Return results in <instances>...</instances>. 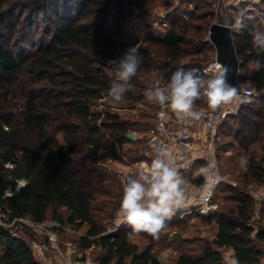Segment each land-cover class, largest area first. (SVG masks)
<instances>
[{
  "label": "trees",
  "instance_id": "obj_1",
  "mask_svg": "<svg viewBox=\"0 0 264 264\" xmlns=\"http://www.w3.org/2000/svg\"><path fill=\"white\" fill-rule=\"evenodd\" d=\"M153 1L0 0V206L10 220L58 221L80 232L85 228L72 241L83 251L100 247L99 264H164L155 253L156 239L149 234L140 233L150 240L140 249L131 241L137 234L129 226L105 233L108 225H114L123 195L116 164L130 165L122 156L129 163H151L149 152L155 150L147 134L156 124L158 109L152 122L112 111L113 106L126 108L123 103L136 104L146 98L131 87L121 102L110 101L107 94L114 78L105 69L113 66L109 60L136 46L141 57L138 76L155 67L152 50L143 45L150 43L166 49V62L159 68L165 77L178 69L195 68L202 73V58L195 56L203 49L185 46L188 25L174 22L164 35L155 36L147 24L137 29L143 38L126 27L130 17ZM259 5L256 12L230 14L238 59H243V68L251 62L256 66L250 74L245 69L238 74L241 86L257 92L237 112L240 128L235 139L240 145L246 142L244 149L262 139L264 132V49L253 45V33L264 30V0ZM238 22L243 25L239 30ZM41 24L40 45L16 52L18 36H34V27L39 30ZM189 56L193 57L185 61ZM103 98L106 108L95 111ZM130 133H135V140L129 139ZM261 149V155L248 158L245 189L251 182L264 183V145ZM104 154L112 157V165L102 161ZM206 164L197 160L187 173L197 185L204 182L195 175L197 167ZM17 180H24L25 186L7 195ZM225 190L232 193L229 199L234 204L209 216L196 213L205 225L216 223L214 239L203 240L197 255L181 252L173 264H228L221 251L224 247L233 250L237 264H262L264 229L252 225L256 202L228 184ZM183 220L170 219L166 227ZM11 231L0 224V264H41L30 244ZM59 234L62 242L67 240L68 232L59 230Z\"/></svg>",
  "mask_w": 264,
  "mask_h": 264
},
{
  "label": "rangeland",
  "instance_id": "obj_2",
  "mask_svg": "<svg viewBox=\"0 0 264 264\" xmlns=\"http://www.w3.org/2000/svg\"><path fill=\"white\" fill-rule=\"evenodd\" d=\"M199 8H196V6ZM188 25L189 32L187 34L188 43L186 47H192V49H203L200 54L195 56L196 58H202L200 62L202 64V69L217 58L216 46L210 39V27L213 23H224L230 24L231 16L228 11V5L225 0L221 3H217L215 0H154L152 3L146 5L142 10H138L129 20L126 22V27L130 30L135 31L137 35L143 38L140 34V30L144 28L145 25H149L150 30L155 36L164 35L172 26L173 23ZM41 27L37 30V26L34 27V36L22 38V34L18 36L15 41L16 52H29L31 51L34 44L40 45V33ZM143 45L150 47L155 58V67L148 71H141L138 76L133 77L131 80L132 88L135 91H140L145 94V92L153 86L155 80H159L161 86H165L171 76L165 77L163 74L159 73V68L162 67L166 62V49L158 45H152L150 43H143ZM193 56H189L185 61H188ZM106 72L112 77H114L113 66L106 67ZM244 69L250 73L255 69V65L247 63ZM207 78V77H206ZM127 110L121 112L123 117H127L132 120H147L152 122L153 116L156 112L157 104L149 103L144 100L136 104L123 103ZM135 105V106H133ZM196 106L199 108H208L211 110L205 99L198 100ZM95 111H99L100 107L95 105ZM234 112L230 115L229 119H226L223 125L220 127V141L217 144L216 152V164L219 167L221 173L226 177L228 184L231 187L244 191L249 194L253 201H256V197L261 195L259 185L250 183L245 189L242 187L244 181V169H241L238 163V158L241 155H245L249 158L250 155H261V146L264 145V132L262 134V139L250 145L249 149L245 148V143L241 141V144L235 139L236 133L239 131V118L237 116L238 110L234 108ZM144 115H148V118H144ZM240 139V138H239ZM64 144V143H63ZM122 152V151H121ZM152 159L155 158L156 152H149ZM112 157L108 154H104L102 161L106 163L111 162ZM122 160L132 165L134 163L127 161L128 159L122 156ZM208 163V162H207ZM150 164V162H147ZM200 167H197L199 169ZM226 185H223L215 194L214 203L215 208L211 211L220 210L221 208L234 204V201L229 198L232 193L225 190ZM123 194V193H122ZM211 213V214H212ZM10 222L6 224L5 227L12 228L13 234L25 239L29 244L33 238L31 230L24 227L22 224L15 223L10 220V217H6ZM4 221L0 218V223ZM121 225H127L118 220L116 217L114 225H108L106 234L113 232V229L119 228ZM252 225L256 230L264 229V202L260 207L257 205L253 209ZM130 227V226H129ZM85 231V228L81 230V233ZM216 233V223L212 225H205L203 219L196 215V213H191L185 216V220L177 221L173 224L167 226L160 234L159 239L155 241V253L163 261L164 264H173L176 258L181 252H189L190 254H199L198 248L204 241H212ZM80 235H75L68 233L65 237L70 240H75ZM42 240V239H41ZM204 240V241H203ZM131 241L137 243L140 249L145 248L150 240L137 234L131 238ZM264 249V243L262 244ZM48 254V259L43 260L38 256V253L33 250L34 256L37 261L41 264H59V258L55 257V253L52 248H50ZM223 256L227 263L231 264L234 261V254L232 250L228 247L221 249ZM103 253L100 247H93L86 251H83L85 257L89 258L93 264H99L98 257ZM112 264H115L113 262ZM262 264H264V258L262 259Z\"/></svg>",
  "mask_w": 264,
  "mask_h": 264
},
{
  "label": "clouds",
  "instance_id": "obj_3",
  "mask_svg": "<svg viewBox=\"0 0 264 264\" xmlns=\"http://www.w3.org/2000/svg\"><path fill=\"white\" fill-rule=\"evenodd\" d=\"M235 27L239 30L243 25L238 22ZM253 45L264 49V30L253 33ZM109 62L113 65L115 78L111 81L107 95L116 104L131 89V80L137 75L141 57L138 48L131 46L121 57ZM229 71L227 66L219 63L209 65L203 73L195 68L187 71L178 69L165 86L155 80L153 86L145 92V98L149 103L170 109L179 121L199 122L204 114L196 110L198 100L205 99L213 113L247 102L246 95L237 86L227 82ZM209 126H212L211 120ZM155 152L156 156L150 164L135 165V171L123 178V195L116 215L131 227L133 233H147L159 239L166 221L178 210L189 208L193 186L180 171L177 156L170 148L160 146ZM238 163L241 169L246 170L248 158L241 155ZM187 167L184 165L185 169ZM195 175L204 178L197 195L202 205L201 213L207 214L215 188L223 177L218 173L215 159L201 166Z\"/></svg>",
  "mask_w": 264,
  "mask_h": 264
},
{
  "label": "built area",
  "instance_id": "obj_4",
  "mask_svg": "<svg viewBox=\"0 0 264 264\" xmlns=\"http://www.w3.org/2000/svg\"><path fill=\"white\" fill-rule=\"evenodd\" d=\"M217 3H221L223 0H215ZM230 25V24H229ZM219 63L217 59L211 64ZM243 59L239 58V73L244 72V68L242 67ZM210 64V65H211ZM209 66V65H208ZM204 67L202 69V73L208 67ZM241 86V85H240ZM242 94L246 95L247 98L256 97L257 92L254 88L248 86H241ZM100 111H103L106 108V98H103L99 101ZM158 109L156 112V124L153 128L150 129L147 136L150 140V145L153 150L157 147H172L174 150V154L177 156V166L180 171L184 174L185 178L188 179L187 173L192 168L193 160L195 157L190 156V152L198 149H206V151L202 152V155H207L210 160L215 159L216 161V152H217V144L220 141L219 136V127L222 122L229 117L233 112V107L229 106L223 112L213 113L212 111H205L202 108L196 106V110L202 112L204 114L203 119L199 122L197 121H179L175 117L174 113L171 112L167 107H161L157 105ZM112 111L122 112L127 110L126 108H117L111 107ZM209 120L212 121V126H209ZM195 127H202L205 129L204 134H195L193 129ZM201 142L202 147L196 146L197 139ZM112 161L109 165H112ZM184 165H187V169L184 168ZM218 173L223 177V180L216 186L215 194L218 187L227 181L226 177L221 173L219 167ZM116 171L118 176L123 181V178L129 174L130 170H128L125 165L117 166ZM204 183V182H203ZM198 185V190L201 185ZM26 182L24 180H17V183L14 188L9 187L6 191L7 195H12L15 191H19L22 187H24ZM260 192L263 197H260V200L264 199V183L259 186ZM215 194L209 202V211L207 214H202L200 211L201 203L200 200L194 208L191 209H181L183 210L181 213H178L180 210L176 212V214L171 218L175 220H182L191 213H197L202 216H209L211 211L215 208L214 198ZM260 196V195H259ZM8 215L3 212L0 206V218L3 223H0L3 226H6L8 223L6 217ZM15 223L22 224L24 227H27L31 230L32 240H31V248L32 250L38 253V256L43 260L48 259V254L50 248L53 249L55 253V257L59 258V264H93L91 260L84 256L83 250L72 240L68 239L64 242L61 241L59 230H64L68 233L81 235L80 231H76L67 227H64L58 221H48L43 223L35 222L30 218H15L12 220ZM118 228L113 229V232ZM13 233V230L11 231ZM112 233V232H111ZM42 239V240H41Z\"/></svg>",
  "mask_w": 264,
  "mask_h": 264
},
{
  "label": "water",
  "instance_id": "obj_5",
  "mask_svg": "<svg viewBox=\"0 0 264 264\" xmlns=\"http://www.w3.org/2000/svg\"><path fill=\"white\" fill-rule=\"evenodd\" d=\"M210 39L217 49V61L230 69L227 82L241 90L238 82L239 59L233 42L231 25L213 23L210 27ZM128 137L135 140V133H130Z\"/></svg>",
  "mask_w": 264,
  "mask_h": 264
},
{
  "label": "crops",
  "instance_id": "obj_6",
  "mask_svg": "<svg viewBox=\"0 0 264 264\" xmlns=\"http://www.w3.org/2000/svg\"><path fill=\"white\" fill-rule=\"evenodd\" d=\"M225 1L227 2L228 11H229L230 14L236 13L237 11H242L243 13H246L247 14V13H250V12H256L258 10V8L260 7L259 4L261 3L262 0H225ZM261 22L264 25V17L263 16L261 18ZM254 70H256V66H255V69ZM254 70H252V72ZM240 105L241 104H239L237 106H234V108H236V110H238L239 107H240ZM202 109L205 110V111H211L208 108H202ZM193 131H194L195 134H199L200 135V134H204L205 129L202 128V127H195L193 129ZM135 138H136V135H135ZM196 139H197L196 146L197 147H202L201 142L198 140V138H196ZM169 148L174 152V150H173L172 147H169ZM206 150H207V148L206 149H202V148L201 149H198L197 148V150L191 151L190 152V156L196 158L195 160H193V163L195 161H197V160H202V159L203 160H206V162H208L210 160V158L207 155H202V152H204ZM111 161H112V159H111ZM139 163H147V162L146 161H141V162H138V163H134L132 165H126L125 167H127L128 170L134 172L135 171V165H137ZM116 166H123V165L116 164ZM190 184L193 187L191 189V193H190V197H189L190 206H189L188 209L194 208L195 205H197L198 202H199V198H198V195H197L198 185H197V183H194L191 180H190ZM260 197H263L262 194L260 196H257L256 197V201H257L256 202V205H257V207H260V205H262V203L264 202V199L263 200H260L261 199ZM118 220L120 221L121 219L118 218ZM232 252H233V250H232ZM231 264H237V261H236L235 257H234L233 263H231Z\"/></svg>",
  "mask_w": 264,
  "mask_h": 264
}]
</instances>
